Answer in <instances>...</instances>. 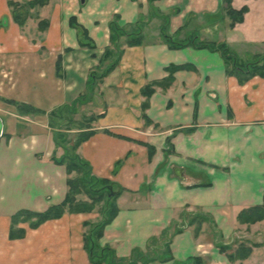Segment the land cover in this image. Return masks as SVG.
<instances>
[{
	"label": "crops",
	"instance_id": "1",
	"mask_svg": "<svg viewBox=\"0 0 264 264\" xmlns=\"http://www.w3.org/2000/svg\"><path fill=\"white\" fill-rule=\"evenodd\" d=\"M232 1L235 10L249 8L234 28L221 0H52L40 10L41 21L49 22L39 31L41 41L26 45L30 39L13 21L8 0H0V264H92L84 224L95 213L66 212L37 228L19 224L21 238L10 234L17 212L41 213L65 200L73 175L53 159L62 153L49 113L88 92L89 74L111 45L113 22L129 33L140 29L144 42L125 46L118 66L81 108L96 120L76 153L118 193L119 213L100 246L129 260L185 209L213 217L220 240L244 228L239 213L264 204V78L239 84L218 51L173 48L163 40L167 34L186 43L196 35L202 42L223 28L230 35L215 42L230 49L240 43L248 52L244 60L262 55L264 0ZM172 66L185 68L163 85ZM149 86L154 93L147 97ZM10 102L44 114L21 115ZM141 143L156 148L151 159ZM212 226L203 224L198 236L195 226L185 227L171 242L173 260L151 264H230L214 244Z\"/></svg>",
	"mask_w": 264,
	"mask_h": 264
},
{
	"label": "trees",
	"instance_id": "2",
	"mask_svg": "<svg viewBox=\"0 0 264 264\" xmlns=\"http://www.w3.org/2000/svg\"><path fill=\"white\" fill-rule=\"evenodd\" d=\"M52 0H32L26 5H21L19 6L17 3H13V1L8 0V5L12 9V17L13 21L16 22V24L19 27H23L27 23V18L29 17L28 13V8H33L36 6L39 7H44L48 3H50ZM222 5H221V11L223 13H226V15L230 18V27L234 28L237 26V24L244 22L245 16L248 13V7H243L241 9H234L232 6L233 1L232 0H221ZM16 7L20 8V12H17ZM73 22V19H72ZM49 25V22H45L44 24H40V30L44 31ZM110 30H111V36H110V42H111V47H107L105 51V56L100 60V65H103L102 71H99V69H95L89 74L88 77V86H87V91L84 96H82L80 99H78L74 104L70 107H66L61 109L60 111H52L49 113V116H54L56 114H61L62 112H68L70 109L73 110V108L78 105V104H83L88 99L87 97L94 93L96 90V87L98 86L99 83H101L104 79V77L107 76L110 72L115 70V68L118 66L122 56H123V49L120 48L121 42L119 41L120 37H124V39L127 41L126 45L128 47L130 46H138L142 45L144 42L143 40V34L141 33L140 29L138 31L134 32H127L125 29L120 27L118 23L113 22L110 25ZM190 40L186 43L184 42H176V40L172 39L170 36L167 34H163V40L167 42L171 47L178 48L180 46H185L187 45H194L195 47L198 48H208L212 51H220L221 55L223 57V60L225 61V72L228 73L230 76L235 77L238 80L239 84H245L248 81H250L254 77H260L264 78V55H256L253 60H248L247 62H244L241 60L237 55L230 49L229 45L227 43H208L204 41H200V39L194 35L190 36ZM116 54L115 59L112 61L110 58H113L112 51ZM112 56V57H111ZM185 68V66H172L169 68L170 71V76L165 80V83H162L163 85H169L174 81V73L176 71H179L180 69ZM154 93V89L151 88L150 86L147 87L144 90V95L147 97H150ZM12 103V102H10ZM14 106L17 107L18 111L22 115H29V114H37L41 113L44 114V112L40 109H36L31 105L28 104H22V103H17L13 102ZM147 104H145V107ZM96 118L90 117L87 119L86 126H85V131H81L79 134L76 135V139L74 144L72 145V150L73 153H68L64 154L60 159H57L56 156L53 157L54 161L58 164H64L67 169L68 175H73V177L69 178L67 181V185L69 187L68 193L65 196V200L58 205H54L53 207L49 208L48 210L38 213V212H33L30 210H21L17 212L13 217H12V229H11V234L10 238L12 239H17L21 238L22 236L25 235V230L18 228L17 226L22 223H28L30 227L32 228H37L42 225L43 222L49 221V220H54V219H60L62 218L66 212H69L71 214H77V213H89L93 211L94 205H88L85 202L77 201L75 197L80 194V193H86L87 195L91 194L92 191L94 193L98 192L93 188L92 185H98L103 188L104 191H100L101 195L99 198L102 197H111V202L109 204V216H106L104 220H102V223L100 226L97 228V240L101 239L102 236L104 235V229L107 225H109L111 222H113L114 218L118 215L119 209L117 207L116 201H117V196L118 193H116L112 186L107 180H99L97 177L92 174V168L89 163H86L83 161L78 154L76 153L77 148L86 140H88L89 137H91L94 134V131L91 130L90 124L94 122ZM84 126V125H83ZM84 128V127H80ZM82 130V129H81ZM87 130V131H86ZM57 141V146L58 148L61 146L60 142ZM83 169L86 174H91L89 178L86 177L85 173L83 174ZM76 176V177H75ZM111 188V190H110ZM96 191V192H95ZM107 191V192H106ZM103 192H106L104 194ZM98 197V196H97ZM239 221L243 224H254L257 223V221H262L264 220V204L263 205H257L256 207H251L248 209H245L238 215ZM88 226L89 224L86 223ZM201 227H198L196 229V235L199 234V229ZM165 234V233H164ZM163 234V235H164ZM94 235V234H93ZM92 234L85 235L84 239V246L86 250L89 253V258L93 264L98 263L96 260L97 257V248L94 246V241L96 242V239L93 237ZM103 251H106L107 253L113 255L114 251L106 247L103 249ZM102 251V253H103ZM247 253L243 254V258H248L251 254L252 251L250 249H247ZM113 253V254H112ZM134 255L132 254L133 258ZM237 259H241V257L238 255L236 257Z\"/></svg>",
	"mask_w": 264,
	"mask_h": 264
},
{
	"label": "rangeland",
	"instance_id": "3",
	"mask_svg": "<svg viewBox=\"0 0 264 264\" xmlns=\"http://www.w3.org/2000/svg\"><path fill=\"white\" fill-rule=\"evenodd\" d=\"M11 1L21 6V5L28 4L32 0H11ZM44 7L36 6L31 9L28 8L29 17L27 18V23L23 27H21L22 31L30 39V42L28 44L26 42V45H31V43L37 44L42 39V36L39 33V31H41L40 24L41 23L44 24L45 22H48L46 20L41 21L40 19L41 18L39 15L40 10L41 8H44ZM12 9L13 8H11L10 10L12 11ZM16 10L17 12L21 11L20 8L18 7H16ZM253 11L254 13L260 11L258 2H255L253 4ZM228 20L230 21L229 17H228ZM262 28L263 27L261 26L260 32H259L260 34L263 32ZM228 35H230V32L227 30L224 31L222 28V30L219 32L214 31L211 35H207V38H208L207 40L217 41V40H220L222 37L226 39V36ZM207 40H205L204 42L205 43L215 42V41L212 42V41H207ZM119 41L121 42L120 48L124 50L125 46H127L126 45L127 41L124 39V37H120ZM216 43H220V42H216ZM110 48H113V46L111 47L110 45ZM231 49L232 51H234V53L239 58L243 57L242 55H246L248 53L246 50L247 48L244 46H241L240 43L235 44ZM263 49L264 47H262V51H264ZM114 52L116 51L113 50L111 53L113 54L112 55L113 58H110L111 61L115 59L116 57V54ZM218 52L221 54L220 51ZM105 55L106 54L104 53V56ZM262 55H264V53H262ZM255 56L256 55H254V57ZM254 57H250V59L248 60L251 61L254 59ZM240 59L243 60L244 62L248 61L247 59L245 60L242 58ZM103 68H104L103 65H100L96 69H99V71H102ZM93 94L96 95L97 94L96 91ZM85 106L83 104H78L73 108V110L70 109V111L64 112V113L62 112L60 115L56 114L54 116L48 117L49 119L48 126L53 128L55 140H58L61 144V146L58 149L62 153V156L64 154L73 153V151H71L72 150L71 148L75 140H77L76 135L85 129L87 119L90 118L89 115L84 114L86 112L88 113L87 109H85V111H81V108ZM29 115L37 117L43 114L37 113V114H29ZM80 127H84V128H80ZM78 130H81V131L76 133ZM141 144L144 147L149 148V159H151L156 153V148L148 144H143V143ZM84 173L85 171L83 169V174ZM85 175L87 178L91 176V174L89 173L88 174L85 173ZM92 186L98 192L95 191L96 193H94L92 191V193L89 195L83 192V193L78 194L75 197V199L77 201L85 202L88 205H94L93 211L89 213H95L97 215L96 220L86 222L89 224L88 226L86 225V223L84 224L85 226L84 234L85 235L94 234L93 237L96 239V242L94 241V246H96L97 248L96 249L97 250L96 260L98 261V263L96 264H151V263H163V262L167 263L173 260V257H172L173 255L171 253V245H172L171 242L174 239L175 235H177L180 232H183L185 227L190 226V225L195 226L196 229H198V227H201L203 224L212 226L213 217L208 216L202 213L201 211H197V213H193V212L190 213L187 211V209H185L183 212L179 214L178 219L175 220V222L169 227V229L166 230L164 235L162 234V236L153 237L148 243L149 245L146 247L145 250H142V249L134 250L132 252V254L133 253L136 254L134 255V258L131 254L130 256L131 258L129 260L128 259L124 260L118 257L116 254V251L113 250L111 247L109 248H111L114 251V254L112 253L113 255L107 253L106 251H103V249L108 246H100V243H99L100 239L97 240V237H96L97 228L98 226L101 225L102 220H104L106 216H109V211H110L109 204L111 202V199H110L111 197H109L110 195H108L107 197L104 196L102 198H99V196L101 195V192L104 191L103 188L98 185H92ZM106 192H103V193L106 194ZM89 213H86V214H89ZM238 221H239V218H238ZM239 223L241 226H244V228L238 227V229L235 230L234 235L228 238L227 240L223 238L222 240H220L219 236L221 233L216 232L215 229H213V226L211 227L213 229V235L215 236L214 244L216 248L218 249L220 253L222 254L224 253L226 255L230 264H264V220L257 221V223H254V224H247V223L243 224L240 221ZM199 231H202L201 228L199 229ZM85 235H84V239H85ZM247 249H250L252 251V254L246 259V258H243V254L247 253L246 252ZM238 255L241 257V259L236 258ZM202 263H206V261L202 259L193 260V264H202Z\"/></svg>",
	"mask_w": 264,
	"mask_h": 264
},
{
	"label": "water",
	"instance_id": "4",
	"mask_svg": "<svg viewBox=\"0 0 264 264\" xmlns=\"http://www.w3.org/2000/svg\"><path fill=\"white\" fill-rule=\"evenodd\" d=\"M3 129H4V122H3L2 118L0 117V140H1L3 133H4Z\"/></svg>",
	"mask_w": 264,
	"mask_h": 264
}]
</instances>
